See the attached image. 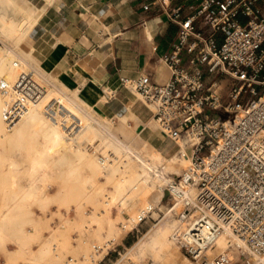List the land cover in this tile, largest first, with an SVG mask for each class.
<instances>
[{"label": "built area", "instance_id": "2783aa9c", "mask_svg": "<svg viewBox=\"0 0 264 264\" xmlns=\"http://www.w3.org/2000/svg\"><path fill=\"white\" fill-rule=\"evenodd\" d=\"M159 1L179 26L163 57L171 77L161 83L141 73L121 82L155 107L166 137L186 144L180 151L190 164L172 183L182 197L177 215L185 221L177 242L198 264H264V0H201L188 15L180 4ZM52 87L59 90L34 67L2 81L4 125L15 127L42 103L44 115L64 132L79 131L80 116L63 94H50ZM222 235L239 251L236 262L226 251L215 252ZM112 264L138 263L125 251Z\"/></svg>", "mask_w": 264, "mask_h": 264}, {"label": "rangeland", "instance_id": "374dc122", "mask_svg": "<svg viewBox=\"0 0 264 264\" xmlns=\"http://www.w3.org/2000/svg\"><path fill=\"white\" fill-rule=\"evenodd\" d=\"M18 3L22 9L29 11L26 3L19 1ZM22 14L24 12H18L15 18H22ZM34 24L35 22L30 23L26 32L19 33L14 32L18 27L17 24L0 22L1 80L13 82L21 72L19 67L14 66V61L18 59L20 62H26L25 60L29 59L30 55L25 51L30 48L27 34ZM27 62L31 63L29 60ZM32 65L47 73L43 65ZM228 82L229 78L225 77V86ZM51 91L55 93V90L51 89ZM138 96H141L145 104L154 112L153 105L141 94ZM0 97L6 100L1 90ZM104 98L106 99L107 96L104 95ZM42 106V103L33 105L22 120L10 129L4 125L1 118L2 111L0 112V221L7 207L16 199H20L28 184L27 171L32 158L37 155L40 148L41 131L47 119ZM79 106L87 107L92 114L100 110L89 103ZM100 117L102 119L103 115L101 114ZM80 118L85 125L89 117L81 115ZM109 119L114 124L107 136L109 138V135L115 134L126 143L140 134L131 123L128 125V122L121 119L120 122L119 120L115 122L114 118ZM121 122L123 125L120 124ZM151 126L159 131L155 119ZM86 130L79 131L80 135L84 133L82 136L77 135L75 141H72L73 144L77 143V148L67 151L68 162L70 161L76 170V178L67 184V180L60 177V173L68 168L67 162L59 161L57 170L54 172V175L59 177L57 190L48 192L33 208H23L25 211H19L7 219L12 230L11 235L20 238L22 245L21 248L14 249L11 248L12 245L15 247L14 243L10 247L9 242L1 240L0 264H71V258L77 260L79 264H112L120 253L125 251L131 253V246L156 223L162 221L163 224L172 228L177 222V212L180 210L174 211L171 207L175 204L176 197L173 198V195L168 193L169 187H166L168 184H161V190L155 193L152 200L157 215H154L153 211L149 212L132 231H123L120 224L112 231L99 233L88 224L91 213L103 210L106 196L114 190V185L104 182V177L99 176L91 165V160L98 161L100 156L107 154L105 152L107 148L102 149L103 152L98 149V140L92 143V134L86 136ZM181 173L182 171L179 174ZM3 191H12L14 195L7 204L2 202ZM67 214L72 215L73 220L66 221ZM173 245L177 246L174 242ZM135 250L138 254V249ZM181 251L187 255L183 249ZM230 253L233 262L240 258L237 250ZM131 256L138 264H163L156 262L150 256L132 254Z\"/></svg>", "mask_w": 264, "mask_h": 264}, {"label": "crops", "instance_id": "0c3cea01", "mask_svg": "<svg viewBox=\"0 0 264 264\" xmlns=\"http://www.w3.org/2000/svg\"><path fill=\"white\" fill-rule=\"evenodd\" d=\"M18 1L26 3L28 13L39 15L27 34L30 48L25 51L31 59H26V63L29 60L43 65L47 73H42L53 81L58 91L63 89L59 93H65L73 101L78 96L100 109L92 114L87 107L79 106L82 116L91 118L95 128L109 134L114 127L109 118L115 122L123 118L153 146L166 141L168 137L151 126L153 109L121 82L122 76L134 78L141 73H148L161 83L171 77L163 57L170 52L179 26L162 11L159 0ZM171 1L180 4L183 14L188 15L201 0ZM106 89L115 92L111 95ZM87 127L85 122L82 131ZM63 156L54 154L57 160ZM30 166L28 184L22 193L30 187ZM57 167L44 166L42 170L58 185L59 177L54 175ZM2 194V202L6 204L14 197L12 191Z\"/></svg>", "mask_w": 264, "mask_h": 264}, {"label": "bare ground", "instance_id": "6f19581e", "mask_svg": "<svg viewBox=\"0 0 264 264\" xmlns=\"http://www.w3.org/2000/svg\"><path fill=\"white\" fill-rule=\"evenodd\" d=\"M18 12H24V14H22L23 17L20 19L15 18ZM38 16V14L28 13L26 10L22 9V6L16 0H0V22L17 24L18 27L14 32H26L30 23H36L38 21ZM25 56L28 57V55ZM29 59H31L30 56ZM14 66L19 67L21 72L34 67L24 61L20 62L18 59L14 61ZM40 72L42 73V71ZM2 81L6 80L0 79V84ZM51 89L55 90V93H53ZM51 89V95L63 94V102L77 115L81 116L79 113V105H85L87 102L78 96H75L74 101L69 99L64 95L65 93H59L61 90L63 91V89L60 91L53 87ZM65 89L67 90V88ZM106 90L115 92L111 89ZM134 91L136 94L139 93L136 90ZM139 99L143 100L141 96ZM5 102L6 100L0 97V112ZM122 121L125 122L123 118ZM86 123L88 126L87 130L85 129L87 133L86 136L92 134V143L98 140V149L104 150L107 148L105 151L107 154H103L102 157L100 156L98 161L91 160V165L99 176L104 177V182L113 183L114 185V190L109 192L106 196L103 210L89 215L88 224L94 227L95 231L99 233L109 232L116 229L121 224L122 230L129 232L136 227L149 212L153 211L154 215H157L152 200L155 197V193L161 190V184H168V186H166L169 187L168 193L173 195V198L176 197V207L174 211L176 209H182V197H180L177 191L172 187V183L175 181L176 175L181 171L183 172L190 164V159L180 151L183 150L186 152L185 142H177L167 138L161 146L156 147L149 143L141 134H138L132 141L125 143L115 134L109 135V138L107 137L109 133L101 130L96 131L91 118H88ZM82 129L83 125L79 131ZM79 131L74 134H68L64 132L58 124L52 122L48 118L46 119L41 131L40 148L38 149L37 155L34 156L29 169L30 187L25 190L20 199H16L12 202L3 213L2 221H0V241L9 242L8 245L10 247L11 244L14 243L15 247L12 245L11 248H21V240L11 235L12 230L7 219L17 214L19 211H22L23 208H33L46 196L48 191L57 190L58 185L56 180L49 178V175L42 170V167L58 165L61 160H57L58 158L55 159L54 154L61 153L63 156L67 154V151L75 148L77 145L76 143L73 144V142L76 136H82L84 133L80 135ZM49 158L52 160L49 161ZM62 160L67 162L65 163L68 168L60 173V177L65 178L67 184H70L76 178V170L73 168L72 163L70 161L68 162L67 156H63ZM25 209L23 211H25ZM71 216L67 214L65 220H73ZM176 221L177 222L173 224L172 228L163 224L162 221L156 223L139 241L131 246V254L135 256H150L156 260V262H162L163 264H196L197 262L195 263L192 258H189V256L181 251L182 249L176 239L178 232L185 226V221L179 216ZM173 242L180 249L174 246ZM135 249H138V254L135 253ZM235 250L236 249L229 247L228 238L225 235L219 237L215 252L226 251L233 262L230 252ZM70 261L72 262L71 264H79L78 261L73 258H71Z\"/></svg>", "mask_w": 264, "mask_h": 264}]
</instances>
